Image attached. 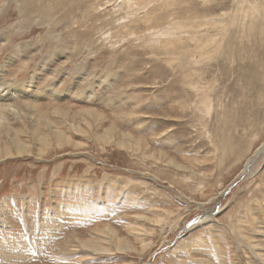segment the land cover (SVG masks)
<instances>
[{
	"label": "rangeland",
	"instance_id": "1",
	"mask_svg": "<svg viewBox=\"0 0 264 264\" xmlns=\"http://www.w3.org/2000/svg\"><path fill=\"white\" fill-rule=\"evenodd\" d=\"M0 54L70 112L0 160V264H264V0H0Z\"/></svg>",
	"mask_w": 264,
	"mask_h": 264
},
{
	"label": "bare ground",
	"instance_id": "2",
	"mask_svg": "<svg viewBox=\"0 0 264 264\" xmlns=\"http://www.w3.org/2000/svg\"><path fill=\"white\" fill-rule=\"evenodd\" d=\"M246 1L248 2V0H246ZM248 5H251V3L248 4ZM238 6H241V5H238ZM253 6H254V4H253ZM253 6H251V7H253ZM259 10H260V8H259ZM246 14L248 15V13H246ZM258 15H259V12H258ZM244 17H246V16H244ZM2 69L0 70L1 72L3 71ZM24 83H23V85H24ZM10 86H11V84H9L5 80H3L2 76H1L0 77V160L6 159V158H11V157H18L19 158V157H24V156H31L30 154L32 153V150H33L32 149V136L38 137V141H40L41 146L43 145L42 146L43 148L41 147V151L42 150L44 151V147L45 146H47V145L49 146L50 145L49 142L52 139H54L55 145L57 147H58V145L60 146L64 142H70L69 138L66 137L65 132L62 129V128L65 127L64 125L67 124V122L69 120L70 112L61 111V110L58 111L57 113L61 112V115H63L62 119L60 121H54V120L50 119V117H49L51 114L48 113V111L46 109L44 110L43 108H41L39 106L40 105L39 104V99H26L25 100V98H27V95L29 94L28 93V90H30L29 88H27L28 90L26 88H23L22 86H18V87H13L12 86V88H9ZM29 86H30V84H29ZM24 89H26V90H24ZM56 93H58V91H56ZM50 95L51 96H53V95L56 96V94H54V93H51ZM16 96H21L22 98H24V100H25L24 103H23L24 105L19 104L18 100L16 99ZM55 112H56V109H55ZM76 114H77V116H80V115L83 116L82 117V121L85 122L84 124H93L92 122H94L95 120L99 119V120L102 121L103 118H104V116L101 113H98L97 111H93V110H88V109L86 111H83V112H81V111L77 112ZM39 115H41L42 117H38ZM16 123H18L19 125L16 126ZM34 125H39V126L37 127V126H34ZM100 126H102V124H100ZM100 126H98V127H100ZM71 127H73L74 129H78V125H75V124L71 125ZM104 130L105 131H104L103 134H100V133L97 134L98 138H99V135H100L99 139H104V141H108V139L114 137L116 135V133H117V130H116V128L114 126L108 127V128H106ZM119 135H120V133H119ZM121 135H123V136L120 137V139H119L120 142L117 140L120 143L119 146L120 145L123 146V144L126 145L127 142L128 143L130 142L129 140H131V142H132L133 138L130 135H128V134H121ZM23 136H26L27 140H29V141L24 140L22 138ZM262 147L263 146H261V148ZM43 153H45V151ZM107 230H108V228H107ZM94 241L96 242V240H94ZM90 243H92V242H90ZM117 244H118V242H117ZM94 245H95V243H94ZM256 245H258V243H256ZM11 250H13V249H11ZM261 255H264V253L261 254ZM257 256L259 257V255H257Z\"/></svg>",
	"mask_w": 264,
	"mask_h": 264
}]
</instances>
